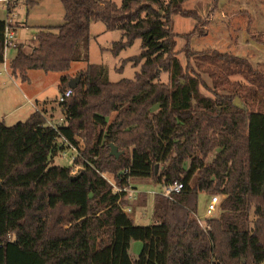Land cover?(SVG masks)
Segmentation results:
<instances>
[{
    "label": "trees",
    "instance_id": "16d2710c",
    "mask_svg": "<svg viewBox=\"0 0 264 264\" xmlns=\"http://www.w3.org/2000/svg\"><path fill=\"white\" fill-rule=\"evenodd\" d=\"M58 1L64 13L55 32L40 27L27 51L15 46L8 65L14 78L88 62L97 21L122 33L114 56L139 40L140 52L126 60L142 62L132 79L117 82L104 65L87 63L71 96L58 103L64 125L56 129L39 111L12 125L0 119V264H264V109L255 100L264 96L262 72L233 54L194 52L189 44L201 19L183 8L188 0ZM22 2L28 8L36 0ZM216 5L210 0L211 13ZM175 15L193 28L174 33ZM6 27L17 26L0 19V65ZM74 78L61 76L58 92ZM69 145L79 150L71 165H54ZM102 173L117 187L150 179L182 188L172 199L155 194L152 224L137 225L123 209L124 193ZM200 193L222 196L209 230L194 217ZM133 241L142 244L135 257Z\"/></svg>",
    "mask_w": 264,
    "mask_h": 264
},
{
    "label": "rangeland",
    "instance_id": "374dc122",
    "mask_svg": "<svg viewBox=\"0 0 264 264\" xmlns=\"http://www.w3.org/2000/svg\"><path fill=\"white\" fill-rule=\"evenodd\" d=\"M111 1L118 5L121 2V0ZM209 5L210 0H188L183 4L184 9L195 11L201 19L196 25L194 36L190 40V48L194 52L210 53L216 51L243 57L247 59L252 68L261 71L264 77V0H217V8L212 13L209 10ZM23 7L22 4L18 6L16 9L17 17L14 20H26L27 29L22 32V38L28 39L32 45H34V42L30 38L40 27H48L51 32H55L54 27L63 22L64 11L58 0H36L34 5H28V13L25 12ZM3 18L4 13L0 9V19ZM194 24L195 22L191 19L175 15L173 16L172 31L178 34L187 33L193 28ZM247 26L248 31H246ZM196 33H204V35L198 36ZM89 35L88 62H72L66 72L44 73L35 69L28 70V80L21 82L19 78L12 76L10 69L7 67V74L10 77L5 73L0 75V118H3L6 125L24 121L29 116L32 107L28 99L32 101L33 106L37 107V111L43 113L45 124L48 122L56 123L60 117H63L57 102L59 93L57 88L61 76L67 74L74 78L79 70L85 69L87 63L104 65L107 68L110 82H117L123 78H133L142 61L135 66L133 61L127 62L126 59L138 55L140 52L139 40H135L131 46L122 49L114 56L111 53L112 44L122 39V33L119 30L106 31L104 23L97 21L90 24ZM29 42L24 45L26 51ZM181 45L182 42L176 39L174 51L177 52ZM177 57L184 65L182 54L178 53ZM211 67L209 64L207 67L209 71L213 70ZM205 75L204 78H206ZM237 78L239 76H232L230 79ZM166 80L167 74L160 73L159 81L165 83ZM39 92L42 93L41 96H45V101L41 104L37 97ZM204 94L209 95L207 92ZM255 100L258 108L263 110V94L257 93ZM252 109L257 108L252 106ZM112 117L113 115H110L108 119ZM77 140L78 147L83 149V139L77 137ZM78 153L77 148L73 150L68 147L57 154L53 159V164L64 168L69 167ZM77 169L78 167L73 166V173ZM102 176L112 181L110 175L102 173ZM158 189H160L159 186L155 185L150 179L130 180L129 190L131 194H126L125 205L129 203L128 206L132 211L130 217L135 224H152L154 193ZM207 200L208 195L204 193L198 195L197 210L194 214L200 219L205 216ZM218 215L219 213L214 217L216 218ZM141 246L142 244L139 241L131 242L130 255L135 257Z\"/></svg>",
    "mask_w": 264,
    "mask_h": 264
},
{
    "label": "built area",
    "instance_id": "2783aa9c",
    "mask_svg": "<svg viewBox=\"0 0 264 264\" xmlns=\"http://www.w3.org/2000/svg\"><path fill=\"white\" fill-rule=\"evenodd\" d=\"M22 2V0H0V9L4 13V19L5 23L7 24H13V18L15 17V13L13 12L14 9H12L15 5ZM8 8H10L9 12H7ZM17 45L14 30L10 29L9 27H6L4 30V53L6 50L15 48ZM7 65L3 62L2 68L0 70V75L2 73L7 74ZM72 94V89L67 88L61 92L58 93L57 102L63 103L68 97H70ZM46 126L56 129L57 127H60L64 125V117H60L56 123H50L48 122L45 124ZM69 148H72L75 150L76 148L74 146L69 145ZM127 171L124 170L123 173H126ZM105 178V177H104ZM106 179V178H105ZM106 181L112 186L114 192H121L124 193V201L126 199V194H131L129 190V183L127 186L123 187H117L112 181H109L106 179ZM160 189H158L154 194L161 195L165 198L172 199V197L175 194H178L181 191L182 185L179 182H173L172 184H168L165 186L158 185ZM221 199L219 195H210L208 197V200L205 205V216L203 219H200L197 215L194 214L195 220L200 228L203 230H209V225L207 221L214 219L215 215L219 213V205L221 202ZM129 204V203H128ZM127 205H123V209L125 211H130V207Z\"/></svg>",
    "mask_w": 264,
    "mask_h": 264
},
{
    "label": "crops",
    "instance_id": "0c3cea01",
    "mask_svg": "<svg viewBox=\"0 0 264 264\" xmlns=\"http://www.w3.org/2000/svg\"><path fill=\"white\" fill-rule=\"evenodd\" d=\"M20 4H22L24 6L23 8H24L25 12L28 13V8L24 4V2H20L19 4H17V6L13 10V12H15V17L13 18V24H15L17 26V27H15V30H14L17 45H23L24 46L26 43L29 42L28 39H24L25 37L22 38V32L27 29L26 28L27 24L25 22L26 20H23V19L20 21L14 20L17 17L16 9L18 8V6ZM22 23H24V25H22ZM33 36H31V38H30L31 40H32ZM24 48H25V46H24ZM15 54H16V47L6 50L4 53V63L6 65L9 64V62L14 58ZM0 66H2V65H0ZM0 70H1V68H0ZM6 75L8 77H10L9 74H6ZM57 91H58V88H57ZM41 95H42V93L39 92V94L37 96L39 98L40 104L44 103V101H45V96H41ZM34 100H35V98H34ZM28 102L30 103V105L32 107L30 114L34 111H37V107L32 105V101L28 99ZM0 119H3V118H0Z\"/></svg>",
    "mask_w": 264,
    "mask_h": 264
},
{
    "label": "water",
    "instance_id": "95a60500",
    "mask_svg": "<svg viewBox=\"0 0 264 264\" xmlns=\"http://www.w3.org/2000/svg\"><path fill=\"white\" fill-rule=\"evenodd\" d=\"M78 80H79L78 78L71 79L69 81V88L73 89L75 87V85L77 84ZM238 103H239V101L236 98L234 100L233 104L238 105ZM110 155H113L114 157H118V155H119V152H117L116 147L112 144L110 145ZM156 169H157V166H155V171H156ZM75 178H76V176H73L71 179H75ZM262 192H264V183L262 185Z\"/></svg>",
    "mask_w": 264,
    "mask_h": 264
}]
</instances>
